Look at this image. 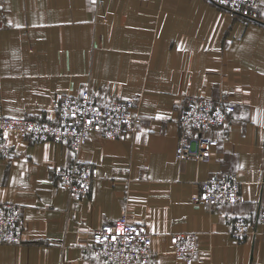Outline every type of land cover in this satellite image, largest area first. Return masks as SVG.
Instances as JSON below:
<instances>
[{
	"label": "crops",
	"instance_id": "1",
	"mask_svg": "<svg viewBox=\"0 0 264 264\" xmlns=\"http://www.w3.org/2000/svg\"><path fill=\"white\" fill-rule=\"evenodd\" d=\"M261 73L264 0L251 17L214 0H0V115L55 120L60 94L87 89L100 102L134 99L141 117L119 138L90 131L78 150L10 139L13 156L0 155V201L21 207L24 226L20 242L0 244V264H111L91 252V232L123 212L147 226L150 264H264V235L230 230L238 215L258 226L264 209ZM188 95L234 106L207 132L216 140L209 161L175 154L178 105ZM73 161L93 167L79 200L56 174ZM213 172L235 174L239 202L192 201ZM182 231L197 234L189 263L172 250L171 234Z\"/></svg>",
	"mask_w": 264,
	"mask_h": 264
},
{
	"label": "built area",
	"instance_id": "2",
	"mask_svg": "<svg viewBox=\"0 0 264 264\" xmlns=\"http://www.w3.org/2000/svg\"><path fill=\"white\" fill-rule=\"evenodd\" d=\"M233 14L254 16L261 0H214ZM58 117L48 119L43 116L12 117L0 115V155L13 156L11 138H25L30 141L68 142L78 150L87 140L89 132L98 130L107 139L119 138L126 133H134L141 123L136 102L132 98L114 97L106 102L98 101L87 89L79 93H62L58 97ZM231 109V111H228ZM78 110V111H77ZM219 110V117L217 116ZM234 106L228 102L215 100L203 95L185 96L178 105L177 123L180 131L175 154L179 160L194 159L209 161L216 140L207 132L223 126ZM76 111V116L72 112ZM67 113V114H65ZM91 120L92 124L87 121ZM5 132L7 138L5 139ZM207 153V155H205ZM59 183L69 197L79 200L86 196L93 179V167L88 162L73 161L56 170ZM207 197V198H205ZM241 200L240 181L235 174L210 173L201 183L194 203L204 207L219 204H235ZM253 225L242 215L231 221V233L243 238L257 231L264 235V209ZM24 219L21 207L14 202L0 201V244H14L22 240ZM124 228L126 232L115 242L105 240L107 228ZM138 233V234H137ZM172 250L177 257L191 262L198 252L197 234L193 231L174 232ZM98 239L102 242H98ZM151 234L142 222L130 220L126 212L110 222L103 223L91 232V252L111 264H150L152 254Z\"/></svg>",
	"mask_w": 264,
	"mask_h": 264
},
{
	"label": "snow or ice",
	"instance_id": "3",
	"mask_svg": "<svg viewBox=\"0 0 264 264\" xmlns=\"http://www.w3.org/2000/svg\"><path fill=\"white\" fill-rule=\"evenodd\" d=\"M221 2H225V0H221ZM233 2H234V0H233ZM17 27H20V25H17ZM178 50H179V49H178ZM261 75H264V73H261ZM237 91H240V89H237ZM77 111H78V110H77ZM228 111H231V109H228ZM65 114H67V113H65ZM216 114H217V116L219 117V110H217V113H216ZM72 116H73V117L76 116V111H73V112H72ZM165 118H167V117H164V116L159 115V114L156 116V119H165ZM49 119H51V116L49 117ZM253 122H256L255 118L253 119ZM87 123H88V124H92V121H91V120H88ZM225 128H227V125H225ZM4 135H5V139H6V138H7V133L5 132ZM139 139H140V137H139V135H138V136H137V140L139 141ZM212 143H216V142L213 141ZM221 146H222V145H221ZM45 148H47V145H45ZM205 155H207V153H205ZM45 159H47V153H45ZM238 167L243 168L244 165L241 164V165H238ZM205 198H207V197H205ZM106 232L110 234V237H109V236H105L104 239L107 240V239L110 238L113 242H115L119 236L124 235V233L126 232V229H124V228H122V227H120V228H116L115 230H113L112 228H107V229H106ZM137 234H138V233H137ZM98 242H102V241H100V240L98 239Z\"/></svg>",
	"mask_w": 264,
	"mask_h": 264
}]
</instances>
